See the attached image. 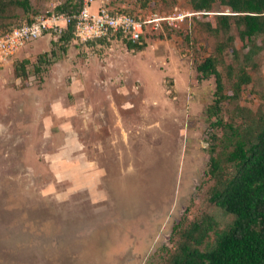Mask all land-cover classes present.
<instances>
[{
  "label": "rangeland",
  "instance_id": "rangeland-1",
  "mask_svg": "<svg viewBox=\"0 0 264 264\" xmlns=\"http://www.w3.org/2000/svg\"><path fill=\"white\" fill-rule=\"evenodd\" d=\"M14 1L0 0V32L79 0H29L28 13ZM100 3L173 25L149 29L142 51L44 36L0 67V264H165L177 223L210 216L222 230L232 221L209 201L214 182L205 173L222 129L206 114L214 78L198 82L195 66L222 41V74L246 67L251 83L219 117L248 131L250 119L264 125V48L246 57L251 42L234 24L228 34L208 29L231 13L219 0L209 12L189 0L91 8ZM24 60L17 77L13 65ZM223 82L231 94L233 82Z\"/></svg>",
  "mask_w": 264,
  "mask_h": 264
},
{
  "label": "trees",
  "instance_id": "trees-1",
  "mask_svg": "<svg viewBox=\"0 0 264 264\" xmlns=\"http://www.w3.org/2000/svg\"><path fill=\"white\" fill-rule=\"evenodd\" d=\"M216 1L189 0V3L195 12H209ZM219 1L231 13L216 15V27L212 28L211 24L207 23L208 29L213 33L228 34L231 25L234 24L240 29L239 40L251 42L246 57L257 54L264 48L263 44L258 45L256 42L257 37L264 35V0ZM12 4L21 7L24 12L30 8L29 0H15ZM82 4L83 0L75 1L68 8L60 7L59 10L65 14H72L79 11ZM105 5L111 8L108 4ZM117 10L136 13L126 8ZM33 18L8 27L0 34L24 23H30ZM143 38L138 44L125 41L121 34H114L98 42L118 40L125 43L129 49L142 51ZM58 39L64 42L73 40L71 30L65 31ZM90 43L92 42L84 44ZM226 46L222 41L217 42L213 54L196 64L195 68L198 82L214 78V98L206 114L210 120L214 119L210 123L211 127L222 129L221 150L215 153V147H211L208 169L205 173L209 180L214 182L209 201L224 214L232 216V221L222 230L216 229L217 224L210 216H205L201 221L190 222L187 227H181V223H177L172 232L179 236V240L165 264H264V125H257L254 119L252 124L250 119L245 124L249 130L245 131L219 117L221 105L227 101L237 100L242 87L252 81L246 67L231 64L224 66V74L219 70L217 64L218 61L224 62L223 53ZM231 48L234 62L238 63V50L232 44ZM27 62L24 60L19 65H13L17 77L19 70H24ZM225 78L233 82L231 94L225 92L223 82ZM242 131L246 135H243ZM211 232L213 238L210 236Z\"/></svg>",
  "mask_w": 264,
  "mask_h": 264
},
{
  "label": "built area",
  "instance_id": "built-area-1",
  "mask_svg": "<svg viewBox=\"0 0 264 264\" xmlns=\"http://www.w3.org/2000/svg\"><path fill=\"white\" fill-rule=\"evenodd\" d=\"M94 3L96 0H83L82 7L75 13L48 12L34 17L30 23L1 33L0 67L28 43L44 36L55 39L69 29L75 42H93L121 34L125 41L140 44L147 30L162 29L164 22L173 25L172 17L120 12L103 3L92 9Z\"/></svg>",
  "mask_w": 264,
  "mask_h": 264
}]
</instances>
